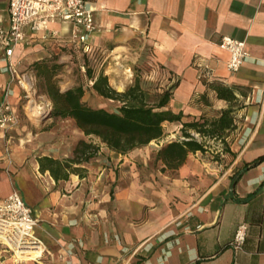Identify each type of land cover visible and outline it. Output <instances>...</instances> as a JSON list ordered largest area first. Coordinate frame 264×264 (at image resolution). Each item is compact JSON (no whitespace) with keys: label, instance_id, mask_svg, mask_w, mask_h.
I'll list each match as a JSON object with an SVG mask.
<instances>
[{"label":"crops","instance_id":"crops-1","mask_svg":"<svg viewBox=\"0 0 264 264\" xmlns=\"http://www.w3.org/2000/svg\"><path fill=\"white\" fill-rule=\"evenodd\" d=\"M87 2L96 23L88 43L110 57L105 72L111 85L123 67L149 64L148 77L173 86L168 108L182 112L184 120L219 116L230 105L209 87L211 81L240 88L238 128L227 137L235 155L218 143L190 152L179 168L163 170L156 153L181 138V122H165L161 141L128 154L111 151L78 127L71 142L51 114L43 121L32 118L45 103L23 99L0 50V105L8 100L19 117L15 126L0 129V199L14 188L21 192L34 210L35 234L45 248L38 259L13 255L2 264H264V161L232 182L245 163L264 154V0ZM8 22L9 0H0V25ZM47 25L38 31L28 25L13 56L34 85L31 65L47 56L46 47L71 38L70 23L52 18ZM223 36L246 42L251 59L237 72L228 69L229 52L218 45ZM80 139L101 145L82 165L83 177L71 173L57 181L40 168L38 157H70ZM219 152L220 161L215 160ZM242 223L247 236L237 247L232 241Z\"/></svg>","mask_w":264,"mask_h":264},{"label":"trees","instance_id":"trees-1","mask_svg":"<svg viewBox=\"0 0 264 264\" xmlns=\"http://www.w3.org/2000/svg\"><path fill=\"white\" fill-rule=\"evenodd\" d=\"M90 54V53H89ZM85 76L92 81V90L100 97L119 102L116 109L110 110L102 106H93L85 99L86 88L83 83H77L66 89H61L55 76L63 67L56 60L41 59L32 64L38 78L43 80L45 93L50 98L53 108L50 112L55 118H71L76 126L90 139H99L111 151L128 154L136 148L147 146L152 141H161L165 134V122H181V138L163 144L156 153V161L167 168H179L186 161L190 152H205L222 144V151L234 156L227 137L238 128L235 122L236 107H241L236 94L240 88L230 86L220 81H211L209 87L217 97L224 99L230 105L222 109L219 116L184 120L185 115L168 108L172 98V87L152 96L144 89L139 80L119 91L110 83L104 66L97 70L85 57ZM101 145L93 140L80 139L75 145L73 155L64 159L43 155L38 157L40 168L50 170L57 180L68 179L71 173L84 176L86 169L83 164L95 158ZM215 160H223L221 153L215 155ZM264 161V154L251 162L232 177L235 183L243 173ZM254 193L240 201H247Z\"/></svg>","mask_w":264,"mask_h":264},{"label":"built area","instance_id":"built-area-1","mask_svg":"<svg viewBox=\"0 0 264 264\" xmlns=\"http://www.w3.org/2000/svg\"><path fill=\"white\" fill-rule=\"evenodd\" d=\"M59 18L72 25L71 40L83 45L85 52H93L88 43L90 35L96 31L92 8L87 0H9L8 25H0V50L7 60L6 71L12 82H16L24 91V98L29 101L34 92V83L21 73L13 56L17 46L26 37V28L47 30V22ZM218 45L229 52L227 67L232 72L239 71L251 59L246 42L231 36H223ZM9 91L6 96L8 97ZM19 117L11 108L8 100L0 105V129L8 130L18 123ZM38 220L33 208L26 203L21 192L14 188L6 197L0 199V243L5 244L18 259L40 258L44 253L41 239L35 234ZM248 226H238L232 244L240 247L244 244Z\"/></svg>","mask_w":264,"mask_h":264},{"label":"rangeland","instance_id":"rangeland-1","mask_svg":"<svg viewBox=\"0 0 264 264\" xmlns=\"http://www.w3.org/2000/svg\"><path fill=\"white\" fill-rule=\"evenodd\" d=\"M53 34L55 35V32L51 33V35ZM69 39L70 42H64V43L61 42L62 44L60 45H57L55 42L54 45H49L48 47H46V52L48 54L44 58L56 60L58 63H63V67L55 76L57 84L61 87V89L64 90L70 86H74L79 82L83 83L86 88L84 99L89 104L93 106H102L110 110L116 109L117 106L119 105V102L98 96L92 90V81H89L88 78L85 76L86 73V66L84 64L85 57L92 65H95L97 67V70L102 68V66H104L105 69L108 68L110 66L109 64L111 63L110 57L105 59L106 54H104L100 50H93V52L89 54L88 52H85V50L83 49V45L74 43L71 40V38ZM127 68L128 67H123V69H127ZM128 69H131L132 72H131V76L129 77V81L127 85L123 89H125L129 85L134 84L136 80H139L142 87L146 89L148 92H150L152 96H155L157 93H160L159 91L160 87L164 89L167 86V85L162 86V84H164V81L159 77H155V78L148 77V75H150L152 72L151 66L149 64L148 66H145L144 64L138 62L137 64L134 65V67H129ZM34 72L36 74L35 70ZM120 73L122 77H118L117 79L118 82H120V80H123L126 77L124 71ZM113 87H115L119 91L123 90V89H119L117 85H114ZM31 97L33 99L35 98L36 100L45 103L44 104L45 108L43 112L40 114L33 115L32 118L39 119L42 121L44 118H48L50 116V112L53 108V105L50 98L45 93L43 80L38 77L36 84L34 85V92L32 93ZM23 99L25 98L23 97ZM55 121L60 122L61 124L60 127L64 128L65 133H68L70 139L69 141L72 142V140L73 141L76 140L70 138L72 135L74 136L78 135L77 126L73 119L55 118ZM65 146L67 148L70 147L67 142L65 143ZM0 252L2 253L0 254V264H2L4 260H7L9 257H12L14 255L13 252L8 248V246L2 243H0Z\"/></svg>","mask_w":264,"mask_h":264},{"label":"bare ground","instance_id":"bare-ground-1","mask_svg":"<svg viewBox=\"0 0 264 264\" xmlns=\"http://www.w3.org/2000/svg\"><path fill=\"white\" fill-rule=\"evenodd\" d=\"M119 56V55H118ZM131 72H132V70L131 69H125L124 70V73H125V75H126V77L123 79V80H121L120 82H117L116 83V85H117V87L119 88V89H123L126 85H127V83H128V81H129V77L131 76ZM115 82V81H114ZM109 102V101H108ZM32 106V105H31ZM36 108V106L34 105V107H33V109H35ZM36 115V114H35ZM41 118V117H40ZM38 122V121H37ZM40 251H37V252H34V254H32V259L33 258H35L36 256H37V253H39ZM29 259V258H28Z\"/></svg>","mask_w":264,"mask_h":264}]
</instances>
